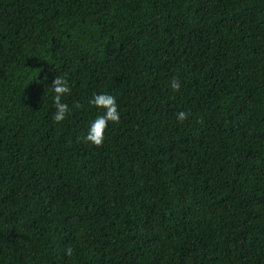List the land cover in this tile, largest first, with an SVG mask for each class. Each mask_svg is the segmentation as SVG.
Segmentation results:
<instances>
[{"label": "trees", "instance_id": "16d2710c", "mask_svg": "<svg viewBox=\"0 0 264 264\" xmlns=\"http://www.w3.org/2000/svg\"><path fill=\"white\" fill-rule=\"evenodd\" d=\"M0 264H264V0H0Z\"/></svg>", "mask_w": 264, "mask_h": 264}, {"label": "clouds", "instance_id": "9594fccd", "mask_svg": "<svg viewBox=\"0 0 264 264\" xmlns=\"http://www.w3.org/2000/svg\"><path fill=\"white\" fill-rule=\"evenodd\" d=\"M170 87L174 90H179L180 83L175 77L172 78ZM51 91L53 93L52 101L55 109L52 119L54 122H61L70 111L68 103L64 102L62 99L70 94L71 89L69 81L63 76H55L51 83ZM88 103L98 110L102 109L103 111L99 112L89 123L83 139L88 143L100 146L104 142L105 130L107 129L108 123L118 122L120 119L116 97L110 93L101 92L94 94ZM188 115L189 114L185 111H179L176 114V118L183 121ZM67 254H71L70 248L67 249Z\"/></svg>", "mask_w": 264, "mask_h": 264}]
</instances>
